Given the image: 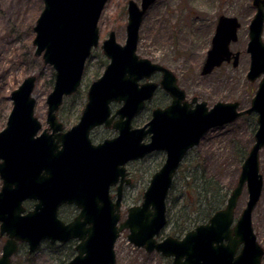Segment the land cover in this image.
Listing matches in <instances>:
<instances>
[{
    "label": "water",
    "instance_id": "1",
    "mask_svg": "<svg viewBox=\"0 0 264 264\" xmlns=\"http://www.w3.org/2000/svg\"><path fill=\"white\" fill-rule=\"evenodd\" d=\"M106 1L43 0L32 43L35 55L54 70L53 87L46 97L47 128L42 129L34 115L36 76L29 75L10 92L12 106L0 130V236H7L0 264H10L18 242H25L31 253L43 240L64 243L75 238L77 253L65 264H115L114 244L124 229L131 244L171 257L173 264H261L264 249L253 231L251 214L263 184L259 150L264 146V0H252L255 12L248 25L246 77L249 81L260 78L249 107L241 110L238 101H217L209 108L195 97L193 108L191 103L182 104L184 92L173 71L136 53L143 15L155 0H140L139 6L128 0L125 41L118 43L112 30L102 40L100 47L109 61L88 85L78 122L62 132L57 111L64 97L75 93L81 84L86 62L99 42L98 20ZM239 27L235 16L218 17L202 75L223 62L238 64L240 52L232 51L230 44L237 40ZM155 73H161L160 84L172 102L165 109H153L144 125L132 127L134 116L152 99L157 83L150 77ZM113 102L121 105L111 115ZM251 113L256 114L257 123L254 143L225 206L181 238L167 235L158 240L167 223L166 198L186 153L209 130ZM116 115L113 127L117 136L92 145L90 129L109 126ZM146 136L149 140L143 142ZM153 151H164V162L152 174L140 204L128 207L126 218L119 222L121 185L112 203L108 187L124 178L126 162ZM85 167L91 170L86 176ZM84 185L95 192H84ZM244 185L248 200L234 221ZM26 200L35 201L28 211L23 206ZM63 203H75L81 209L68 224L58 218ZM86 222L90 226H85Z\"/></svg>",
    "mask_w": 264,
    "mask_h": 264
},
{
    "label": "rangeland",
    "instance_id": "2",
    "mask_svg": "<svg viewBox=\"0 0 264 264\" xmlns=\"http://www.w3.org/2000/svg\"><path fill=\"white\" fill-rule=\"evenodd\" d=\"M133 1L140 5V0ZM127 2L107 0L102 9L98 20V46L92 50L86 62L78 90L64 97L57 111V118L65 128L78 120L86 103L88 85L102 74L109 61L100 47L102 40L112 30L118 43L123 44L125 41ZM42 8L43 0H0V130L5 126L12 106L10 92L29 75L36 76L34 115L43 127L46 126V97L53 87L54 70L43 62L41 56L35 55L32 43L35 35L33 27ZM254 12L252 0H155L143 15L136 53L173 71L189 96L206 102L209 107L217 101H238L239 109H245L249 107L260 79L249 81L246 77L249 67V54L246 52L248 25ZM219 15L235 16L240 22L237 40L230 44L232 51L240 52L239 61L236 66L231 62H223L211 73L202 75L201 66L210 48ZM159 77V74H155L152 79L157 80ZM153 103L133 120V125L142 126L150 119ZM114 107L117 106L113 104ZM253 116L243 115L231 123L211 129L197 146L188 151L175 174L169 194L170 215L175 216L173 221H179L176 212L179 214L182 211V201L191 202L197 193L193 190L187 192L186 181L203 177L215 185L219 193L217 197L231 192L237 183L241 164L254 143L257 123L256 115ZM101 131L97 130L96 135ZM163 161L164 155L155 152L129 164L131 182L124 187L119 210L120 222L125 219L128 207L140 204L152 174ZM259 173L263 184L252 210L251 225L258 243L264 249V146L259 150ZM209 184L206 185L208 192L211 190ZM182 191L187 194L186 200L183 199ZM207 197L210 198L209 195ZM247 200L248 192L244 185L234 209V221ZM173 221L165 227L159 239L166 235H177L172 232ZM127 234V229L121 231L114 244L116 264H172L171 258L134 246L128 241ZM5 239V236H0V254ZM69 252L67 244H52L45 240L35 251L28 253L27 244L21 242L10 264H64L71 258ZM261 264H264V254Z\"/></svg>",
    "mask_w": 264,
    "mask_h": 264
},
{
    "label": "flooded vegetation",
    "instance_id": "3",
    "mask_svg": "<svg viewBox=\"0 0 264 264\" xmlns=\"http://www.w3.org/2000/svg\"><path fill=\"white\" fill-rule=\"evenodd\" d=\"M220 16V15H219ZM218 16V17H219ZM218 19V18H217ZM155 74H159V79L157 80H153L152 79V76L150 77V80L153 81V82H156L157 83V87L154 91V94L152 96V99L149 101V102H146L144 108L142 110H140L135 116L134 118L132 119V127H140V126H135L133 125V120L138 116L140 115V113L150 104V103H153L154 107L152 108L151 110V113L153 111V109H165L166 107H168L171 102H172V96L170 95L169 92H167L160 84V81H161V73H155ZM154 74V75H155ZM143 82V81H141ZM177 85L180 89L183 90L184 92V98L182 99L181 103H186V104H190L191 103V108L194 107V104L195 103H192V100L195 96H189V94L187 93V91L183 88V86H181L177 80ZM196 98V97H195ZM197 99V98H196ZM197 102H201V100L197 99ZM115 104L117 107L115 108H112V105ZM120 103H116V102H113L111 104V115L115 113L116 109H118L120 107ZM207 107H209L207 105ZM211 107V106H210ZM82 112V111H81ZM151 113H150V118H151ZM81 115V113H80ZM79 115V117H80ZM79 117H78V120H79ZM118 119V115H116L111 121H110V124L109 126H104L103 124L101 125H97L95 127H93L92 129H90L89 131V139H90V142L92 145H98L100 143H103L105 140H110L114 137L117 136L118 134V131L113 127V124L116 122V120ZM59 120V119H58ZM78 120L76 121V123L78 122ZM149 121V120H148ZM147 121V122H148ZM61 122V121H60ZM62 123V122H61ZM75 124V123H74ZM73 124V125H74ZM63 125V129H62V132L68 130L70 127L68 128H65L64 127V124L62 123ZM44 128H47V124L46 126L43 127L42 125V129ZM101 133L100 134H97V130H101ZM49 132H51V130H49ZM149 140V137L146 136L143 138V142H146ZM155 152H159V153H162L164 155V159H165V152L163 151H153L152 153H150L149 155L155 153ZM147 155V156H149ZM146 157V156H145ZM145 157H143L142 159H144ZM142 159H135V160H131V161H128L125 163V176L124 178L121 180V177L118 178L117 180V183L115 185H110L108 187V190H107V194L109 196V200L110 202H114L115 199H116V196H117V188L118 186L121 185V191H122V197H123V192H124V187L125 186H128V184L131 182V177H130V170H129V164H131L132 162H135V161H139V160H142ZM179 170V169H178ZM88 172H91V170L88 168V167H85L83 168V174L84 176L88 175ZM178 172V171H177ZM129 180V182L127 183V181ZM84 192H95L93 188H89L88 186L84 185ZM122 202V201H121ZM35 203V201L33 200H26L23 202V206L25 207L26 211L30 210L33 208V204ZM28 205L30 206L29 208ZM58 218L61 219L64 223L68 224L70 222H72L73 220H75V218L79 215V213L81 212V209L79 207L76 206L75 203H63L59 206L58 208ZM84 218L81 217L80 218V221H83ZM85 226H90V224L88 222H86ZM6 237V236H5ZM7 238V237H6ZM78 243V239H70L68 240L67 242H65L64 244H69L73 247V250H74V254L72 256H74L76 254V249H75V246L76 244ZM71 256V257H72Z\"/></svg>",
    "mask_w": 264,
    "mask_h": 264
},
{
    "label": "trees",
    "instance_id": "4",
    "mask_svg": "<svg viewBox=\"0 0 264 264\" xmlns=\"http://www.w3.org/2000/svg\"><path fill=\"white\" fill-rule=\"evenodd\" d=\"M51 81H53V75L51 77ZM253 115L254 114L252 113L247 116L254 117ZM201 178H198L196 180L192 179L190 181L189 180L186 181L187 192H189L190 190H193V191H196L198 194L195 193L196 194L195 199L193 198L191 202L182 201V204H181L182 211L179 214L176 212V216H177L176 218H179V221H177L176 219L173 221V217L175 216L173 214L170 215V207L168 204L170 196L168 195L167 197V225L166 226H168L170 222L172 221L175 223L172 226V232L173 234H177L176 237H180L184 232L193 228L195 225L205 222L214 211H216L217 209L225 205L227 197L230 194V193L228 194V192L225 194L222 193L220 196L217 197L219 193L217 192L215 185L212 182H209L208 180L206 181L205 179H203V177ZM207 183H210L209 189L211 190H209V192L207 191V188H206ZM200 190H202L201 193L198 192ZM181 194H183L184 196L183 199L186 200L187 194L185 193V191H182ZM207 195H209L210 198L207 197ZM199 200H202L204 202L199 201ZM182 212H184L185 215ZM67 247L68 249H70L69 257H71L74 254L73 247L69 244H67Z\"/></svg>",
    "mask_w": 264,
    "mask_h": 264
}]
</instances>
